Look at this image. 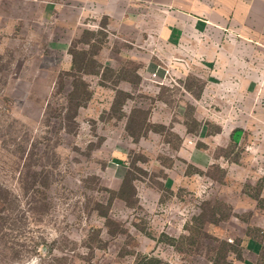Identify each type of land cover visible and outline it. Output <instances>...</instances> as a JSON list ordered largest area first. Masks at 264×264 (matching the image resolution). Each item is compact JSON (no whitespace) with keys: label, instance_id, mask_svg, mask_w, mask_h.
I'll return each instance as SVG.
<instances>
[{"label":"rangeland","instance_id":"1","mask_svg":"<svg viewBox=\"0 0 264 264\" xmlns=\"http://www.w3.org/2000/svg\"><path fill=\"white\" fill-rule=\"evenodd\" d=\"M39 10L0 5V264H264V49Z\"/></svg>","mask_w":264,"mask_h":264},{"label":"crops","instance_id":"2","mask_svg":"<svg viewBox=\"0 0 264 264\" xmlns=\"http://www.w3.org/2000/svg\"><path fill=\"white\" fill-rule=\"evenodd\" d=\"M10 1L38 5L41 19L56 10L71 20L99 11L123 25L147 19L149 30L158 17L161 34L173 44L214 33L264 49V0H0V5Z\"/></svg>","mask_w":264,"mask_h":264},{"label":"trees","instance_id":"3","mask_svg":"<svg viewBox=\"0 0 264 264\" xmlns=\"http://www.w3.org/2000/svg\"><path fill=\"white\" fill-rule=\"evenodd\" d=\"M215 264V262H213ZM135 264H164L161 260L158 258H147L137 261ZM229 264V263H228Z\"/></svg>","mask_w":264,"mask_h":264}]
</instances>
